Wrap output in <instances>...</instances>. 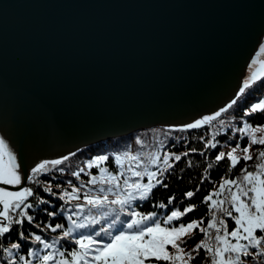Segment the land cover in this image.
<instances>
[{"label":"water","instance_id":"1","mask_svg":"<svg viewBox=\"0 0 264 264\" xmlns=\"http://www.w3.org/2000/svg\"><path fill=\"white\" fill-rule=\"evenodd\" d=\"M264 0H0V136L24 168L224 106Z\"/></svg>","mask_w":264,"mask_h":264},{"label":"snow or ice","instance_id":"2","mask_svg":"<svg viewBox=\"0 0 264 264\" xmlns=\"http://www.w3.org/2000/svg\"><path fill=\"white\" fill-rule=\"evenodd\" d=\"M261 54L264 43L258 49L257 55ZM256 63L253 57L247 68ZM262 80L264 71L247 74L224 106L178 129L164 130L151 151L114 154V170L107 166L109 155L87 159L70 172L78 183L69 179L66 186L53 185L41 177L64 174L61 166L75 152L42 159L25 171L13 146L0 136V264H264V123L249 119L264 116V94L258 95L240 117L233 111ZM230 111L233 114L225 118ZM203 128L208 131L193 137L202 142V148L189 147L187 137H175L176 143L171 145L174 148L183 140L185 151L177 153L167 147L172 131ZM219 136L226 139L221 141ZM136 144L144 147L139 138ZM218 148L228 150H219L209 159V150ZM194 153L205 162L195 189L186 191L180 204L175 203L173 194L166 203L153 205L165 210L172 206L165 212L138 211V202L149 201L157 187H169L165 180L182 160H186V167H193V161L186 158ZM225 161V175L201 200L207 207L205 216L185 223L184 218L198 207L192 199L205 182H211V171ZM82 175L88 179H81ZM41 189L63 202L59 212L44 208L47 217L62 215L67 227L63 223H36L40 206L50 204L39 194ZM14 230L17 239L11 241ZM48 232L58 234L49 238ZM197 236L201 238L192 244ZM5 240L10 241L9 246H4ZM62 241L71 245L70 250Z\"/></svg>","mask_w":264,"mask_h":264},{"label":"trees","instance_id":"3","mask_svg":"<svg viewBox=\"0 0 264 264\" xmlns=\"http://www.w3.org/2000/svg\"><path fill=\"white\" fill-rule=\"evenodd\" d=\"M264 94V80L257 83L253 90H251L246 99H244L241 103L238 104V106L233 110L236 117H240L243 114V110L247 108L256 98L258 95ZM233 112L230 111V113L226 114L227 116H231ZM252 121H258L259 123H264V116L261 114H257L253 117L249 118ZM179 127H162V126H156L151 128H144V129H137L129 134L121 135V136H115L111 137L109 139H104L102 141L97 142L93 145L84 146L77 151H74L76 153L75 156H70L69 161L65 162V165H62L61 167H65V173L60 174L58 172L51 173L47 176H42L41 179L45 182L52 181L53 185L60 183L63 186H66V181L71 179L74 183H78L75 181L74 177H71L70 172L77 170L78 166H83L84 162L96 155L106 154L109 155L110 159L107 163V166L110 168V170L115 169V165L113 163L112 157L114 154L123 152L125 150H131L133 152L135 151H151L152 148L157 143V138H163V131L169 130V129H178ZM206 131H208L207 128L199 129V130H189L187 132H179V131H172L171 132V138L168 140L167 147L173 151V152H183L186 150L185 143L183 140H181L180 144L176 145V147H171V145L176 143L175 137H187L188 146L189 147H196L197 149L202 148V142H200L198 139H194L193 137H199L200 135H203ZM230 134V133H229ZM139 138L144 142V147L141 148L140 145L136 144V139ZM219 140L223 141L226 139V136H219L217 137ZM219 150H225L226 148H218L209 150V159H213L215 154ZM73 153V152H72ZM71 154V153H70ZM68 154V155H70ZM193 161V167L188 168L186 167V160H182L177 168L175 169L174 173L165 180V183L169 185L167 189L162 187H157L152 195V198L147 201L138 204L140 205L137 210L141 212H150V211H157L158 213L165 212L167 210H170L172 206H169V209H158L153 207L156 203L159 202H167V199L169 196H172L175 194L176 196V204H180V201L184 200V193L188 190H194L196 185L200 183L201 175L204 170L205 162L204 157L200 156L198 153L192 154L189 158ZM226 165L227 162H222L219 166L215 167L211 173H210V181L211 182H205L204 185L201 186V191L192 199L191 203H195L198 205L197 210L193 213H190L187 217L184 218V222H188L192 219H199L203 216H205V213L207 212V207L203 204H201V200L203 197L207 194L208 191H210L213 187L214 183L219 182L220 178L225 175L226 173ZM240 167H243V164L240 165ZM184 168V171L181 172L180 169ZM94 174H98L96 169L91 170ZM239 169L235 170L233 175L237 174ZM55 176L56 179L53 180L52 177ZM179 177V178H177ZM81 179L87 180L88 177L82 175ZM54 191H58L57 189H53ZM39 194L50 201L49 205H41L40 211L35 213L36 216V223H39L43 225L47 222L52 223H63L65 227H67V220L64 219L62 215H58L56 218H49L47 217L46 213L43 211L44 208H47L49 211L56 210L59 212L60 206L63 202L59 201L57 198L49 196L47 193H44L41 190H39ZM185 204L188 203V201H184ZM181 210H183V206H181ZM207 223V220H205V224ZM231 226V225H230ZM99 227V226H96ZM29 226L25 224V229H28ZM31 231L37 232V234H41L39 232V229L32 228ZM58 234V233H57ZM51 232L47 233V236L49 238L53 237L54 235H57ZM201 237L197 236L196 240L192 241V244H195ZM17 239L15 230L11 234V241H15ZM22 244L24 242H21ZM64 243L66 248H71V245H69L67 242L62 241ZM10 241L5 240L4 246H9ZM190 247L192 245H189ZM38 247V245L36 246ZM2 255V253H0ZM199 264V261L197 262Z\"/></svg>","mask_w":264,"mask_h":264},{"label":"rangeland","instance_id":"4","mask_svg":"<svg viewBox=\"0 0 264 264\" xmlns=\"http://www.w3.org/2000/svg\"><path fill=\"white\" fill-rule=\"evenodd\" d=\"M261 42L264 43V37H263V40H262ZM262 43H260V44L258 45L257 49H256L255 52L253 53V56L250 58V60H249V62H248V64H249V63L251 62L252 58L255 57L256 60H257L256 65H255L252 69H248V68H247V65H248V64L246 65L245 70H244V73H243V75H242V77H241V80H240V82H239V86H240V84H241V82H242V79L245 78V76H246L247 74H249V73H251V72H262V71H264V64L261 63V60H264V54L257 55V53H258V49H259V46H260ZM193 121H194V120H193ZM154 127H156V126H154ZM149 128H151V127H149ZM30 168H31V167L26 168V170L29 171Z\"/></svg>","mask_w":264,"mask_h":264},{"label":"bare ground","instance_id":"5","mask_svg":"<svg viewBox=\"0 0 264 264\" xmlns=\"http://www.w3.org/2000/svg\"><path fill=\"white\" fill-rule=\"evenodd\" d=\"M264 37V36H263ZM263 37H262V39L260 40V42L259 43H262L261 41L263 40ZM257 47H258V45H257ZM253 55V54H252ZM249 62V61H248Z\"/></svg>","mask_w":264,"mask_h":264}]
</instances>
